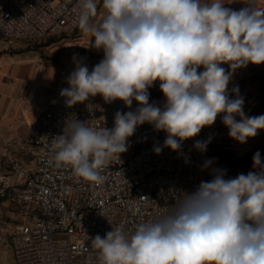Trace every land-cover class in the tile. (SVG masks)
Returning a JSON list of instances; mask_svg holds the SVG:
<instances>
[{
  "label": "clouds",
  "instance_id": "obj_1",
  "mask_svg": "<svg viewBox=\"0 0 264 264\" xmlns=\"http://www.w3.org/2000/svg\"><path fill=\"white\" fill-rule=\"evenodd\" d=\"M101 3L104 14L94 22L96 0H77L76 24L94 38L91 48L103 59L91 70L77 62L60 96L69 108L100 95L129 110H117L111 128L67 119L52 138L55 161L100 184V170L129 150V138L144 124L166 134L162 146L154 145L157 155L164 148L184 155L183 143L218 118L240 144L264 130V114L248 115L239 87L229 89L237 69L264 64V7L255 0H243L239 9L224 0ZM156 83L163 103L150 102ZM210 142L197 139L192 147L204 154ZM215 163L210 158L201 165L211 180L193 192L178 190L173 206L133 233L117 227L92 238L101 264H264V158L256 151L252 170L232 178Z\"/></svg>",
  "mask_w": 264,
  "mask_h": 264
},
{
  "label": "built area",
  "instance_id": "obj_2",
  "mask_svg": "<svg viewBox=\"0 0 264 264\" xmlns=\"http://www.w3.org/2000/svg\"><path fill=\"white\" fill-rule=\"evenodd\" d=\"M77 14V0H0V39L75 34ZM62 75L69 73L62 70ZM117 110L129 109L102 97L98 104L69 108L60 96L31 125L29 138L13 137L0 146L1 256L12 253L17 264H101L92 238L117 227L131 234L138 224L164 214L178 190L193 192L212 179L209 171H201L204 160L216 158L214 167L226 169V178L252 170V160L238 168L228 164L204 130L183 143L184 155L168 148L157 155L154 145L162 146L166 134L148 124L129 138L126 153L114 155L100 170L103 183L83 180L70 165L54 160L52 138L63 133L67 119L111 128ZM209 137L206 153L193 149L195 140Z\"/></svg>",
  "mask_w": 264,
  "mask_h": 264
},
{
  "label": "crops",
  "instance_id": "obj_3",
  "mask_svg": "<svg viewBox=\"0 0 264 264\" xmlns=\"http://www.w3.org/2000/svg\"><path fill=\"white\" fill-rule=\"evenodd\" d=\"M224 2L230 8L239 9L244 6L241 4L243 0ZM255 3L258 7H264V0H255ZM104 11L100 0L98 15L93 17V21L98 22ZM76 33L78 38L71 43L72 49L66 51L58 47H39L26 38L12 41L0 39V146L13 137H30L31 125L54 101L56 103L59 100L60 89L66 82L62 70L70 74L77 62L89 64L91 69L99 63L78 57L81 48H88L93 54L98 52L102 57L103 52L91 48L94 38L90 34H85L80 29ZM73 56L76 57L75 61ZM222 66L228 68V65ZM236 86L245 98V112L248 115L264 114V64H249L237 69L229 89ZM100 98L97 95L85 103L98 104ZM160 98H163V94L160 93L159 84H155L151 89L150 99L157 101ZM203 130L213 136L217 143L216 151L234 168L249 163L256 151L264 155V130L246 144L231 139L228 129L219 118L213 126Z\"/></svg>",
  "mask_w": 264,
  "mask_h": 264
},
{
  "label": "rangeland",
  "instance_id": "obj_4",
  "mask_svg": "<svg viewBox=\"0 0 264 264\" xmlns=\"http://www.w3.org/2000/svg\"><path fill=\"white\" fill-rule=\"evenodd\" d=\"M76 38H78V33L71 34V35L62 34L58 36L41 38V39H31L30 41H32L33 44H35L36 46L38 45L39 47H44L48 49L58 47V48H61L63 51H66V50L72 49L71 43ZM99 54L100 53L98 52L95 54L91 53L88 48L87 49L81 48V51L77 55L78 57L86 59V60H93L94 62H100L103 59V57L100 56ZM87 66L89 70H91L90 65L87 64ZM152 101L153 100L150 99V102ZM157 101L163 103V98H160ZM0 264H17V261L12 253H8L3 256L0 255Z\"/></svg>",
  "mask_w": 264,
  "mask_h": 264
}]
</instances>
